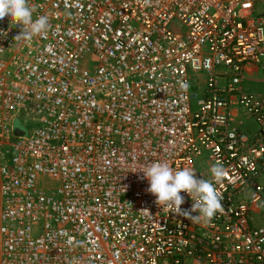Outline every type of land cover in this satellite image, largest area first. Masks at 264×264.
I'll list each match as a JSON object with an SVG mask.
<instances>
[{"label":"built area","instance_id":"built-area-1","mask_svg":"<svg viewBox=\"0 0 264 264\" xmlns=\"http://www.w3.org/2000/svg\"><path fill=\"white\" fill-rule=\"evenodd\" d=\"M29 2L46 33L0 20V264H264L258 1ZM218 160L210 221L163 211L139 170Z\"/></svg>","mask_w":264,"mask_h":264},{"label":"clouds","instance_id":"clouds-1","mask_svg":"<svg viewBox=\"0 0 264 264\" xmlns=\"http://www.w3.org/2000/svg\"><path fill=\"white\" fill-rule=\"evenodd\" d=\"M35 7L29 0H0V20L8 17L15 25L21 26L16 40H31L46 33L50 27L49 18L40 15L33 19ZM147 179V192L155 196V203L167 213L183 216L190 221H210L217 212L223 211L222 194L217 190L225 173L223 163L216 161L211 168V178H198L192 167L173 168L166 161L149 162L139 168ZM186 192L193 203L190 209H183L185 203L181 192ZM146 210V209H145ZM192 213H196L193 215Z\"/></svg>","mask_w":264,"mask_h":264},{"label":"rangeland","instance_id":"rangeland-1","mask_svg":"<svg viewBox=\"0 0 264 264\" xmlns=\"http://www.w3.org/2000/svg\"><path fill=\"white\" fill-rule=\"evenodd\" d=\"M258 3L260 4V8H262V12H264L263 10V6H264V0H257ZM244 88L245 90L248 91H263L264 90V85L262 83H254V82H244ZM12 125L14 127V129H21L23 131H25L26 134H28L31 130H33L36 127H39L40 125L37 122H28V123H24L22 119L20 118H16L13 120Z\"/></svg>","mask_w":264,"mask_h":264}]
</instances>
